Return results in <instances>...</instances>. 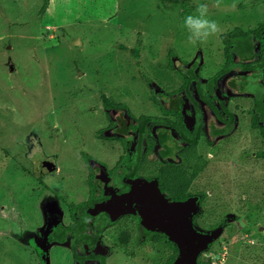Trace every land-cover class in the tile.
I'll list each match as a JSON object with an SVG mask.
<instances>
[{
    "label": "rangeland",
    "instance_id": "1",
    "mask_svg": "<svg viewBox=\"0 0 264 264\" xmlns=\"http://www.w3.org/2000/svg\"><path fill=\"white\" fill-rule=\"evenodd\" d=\"M197 2L209 5L221 32L190 43L183 21ZM215 4L0 0V264H34L47 216L60 213L70 223L68 206L88 199L90 171L97 182V165L109 174L129 156L128 143L108 140L120 135L113 130L118 112L105 107V98L127 105L136 117H162L152 98L170 109L166 98L183 92V69L196 65L204 88L224 61L220 35L264 22V0ZM190 92L203 109L195 84ZM226 105L235 115L234 129L225 137L205 134L198 147L209 164L191 190L207 192V198L193 222L204 233L217 222L222 232L198 253L196 264L217 253L224 255L222 264H264V209L251 220L245 216V205L264 197V158L256 155L264 153V140L253 127L252 96H228ZM149 134L154 140V126ZM48 159L56 165L52 173L40 167ZM113 205L88 213L93 217ZM123 215L138 235L137 214ZM152 246H132L129 264H163L171 250Z\"/></svg>",
    "mask_w": 264,
    "mask_h": 264
},
{
    "label": "trees",
    "instance_id": "2",
    "mask_svg": "<svg viewBox=\"0 0 264 264\" xmlns=\"http://www.w3.org/2000/svg\"><path fill=\"white\" fill-rule=\"evenodd\" d=\"M264 22L259 24L255 29L245 30L243 28H235L227 33L221 34L219 39L223 48V65L218 70V72L209 79V89L214 94V86L218 85V82L221 78H225L224 88L227 93L231 96L238 95H250L254 100V116L252 119L253 127L258 128L261 131L262 138L264 140V84L260 82V79H264ZM138 58V52H133ZM196 66H192L188 71L182 70V73L186 75L185 84L183 90L186 93V98L179 97L178 99L171 102V106L175 109L185 112L186 107L190 106L191 103H194V107L199 110V100L192 96L190 93V87L195 84V87L201 91L200 82L198 81L197 76H195ZM202 93V92H201ZM199 96V95H198ZM216 96V94H215ZM200 100L205 104L207 108L206 112L210 109L209 100L205 98L202 94L200 95ZM185 99V100H184ZM155 103H159L154 99ZM157 101V102H156ZM104 105L107 109L116 110L119 117V126L116 128L117 134H122L127 138L129 143H135L136 150L135 152L141 151L144 145L150 143L151 139L148 137L149 126L150 125H159L165 124L171 125L181 139L184 141L187 146L178 145L175 141V138L172 136V133L168 130L164 132L157 133L155 129L154 134L157 137V141L151 142L148 146L149 157H151L149 164L154 168L153 172L156 173L159 180V187L163 192H167L174 200H185L188 198V193L198 176L204 171L208 166L207 160L198 155L197 148L201 141L203 135V118H199V124L196 127L194 133L188 134L181 126L182 121L179 118L180 112H173V110H167L161 105L163 113L165 116L175 115L177 116V122H172L169 119H160L150 116H141L136 118L131 112L130 108L122 103H117L113 100L105 98ZM201 111V110H200ZM211 112V111H210ZM178 113V114H177ZM189 113V112H188ZM223 113V120L221 119L220 126H211V123L216 121L213 114L210 117L208 122V127L212 128L213 135L215 136H226L230 133L236 123V118L231 110ZM225 113V114H224ZM108 140H114L108 138ZM121 142L124 140H120ZM127 141V142H128ZM158 142V145L157 143ZM152 148L157 149V154L155 155L152 151ZM182 155V158L185 160L184 164L176 165L170 163V157L175 158L177 153ZM175 155V156H174ZM264 158V153L256 154ZM129 159L122 161L116 167L115 172H113L112 178H109L102 167L97 165L96 167V176L95 180L104 183V191L114 192V195L118 193V189L125 187L128 190H131L139 181V174L141 173V164L132 162L131 165H128ZM91 169V168H90ZM92 171V170H91ZM93 171L91 173V178L89 184L91 186V193H94L93 185ZM148 173V172H147ZM121 175L123 178L120 179ZM123 182L126 185H123ZM107 183L109 184L107 186ZM110 195V194H109ZM199 195V196H198ZM198 195H195L196 200L199 202L200 206H204L205 200L207 198V192H200ZM111 196V195H110ZM112 197H114L112 195ZM15 205V202L12 203ZM87 205V204H85ZM84 204L77 206H72L73 211L81 212ZM16 207V205H15ZM246 208V219L251 220L255 215L260 213L264 209V197L258 204L253 202L247 203ZM17 209V208H16ZM20 209H17L19 211ZM223 221L225 218L222 219ZM220 224L215 222L211 225L210 231L217 230ZM197 228V227H196ZM198 230V229H197ZM247 230V229H246ZM147 235H154V238H161L162 248L170 249L171 253L168 255L167 259L163 264H173L178 256V250L176 245L166 237L165 234L155 235L150 232H146ZM250 231V230H248ZM157 237V238H156ZM169 243L167 244L166 241ZM158 249L157 251H160ZM214 255L219 257L220 253L213 254L207 259L200 260L198 264H212Z\"/></svg>",
    "mask_w": 264,
    "mask_h": 264
},
{
    "label": "flooded vegetation",
    "instance_id": "3",
    "mask_svg": "<svg viewBox=\"0 0 264 264\" xmlns=\"http://www.w3.org/2000/svg\"><path fill=\"white\" fill-rule=\"evenodd\" d=\"M183 70H185V69H183ZM195 71H196V69H195ZM195 76H197L196 72H195ZM225 78L226 77L221 78L218 82V85L214 86V88H213L215 91L214 94L209 89V86H210L209 85V79L206 80V85L204 88L202 86V82L198 79V81L200 82V89H201V91H199L197 89L198 94H199V96L200 95L202 96V94H203V96L209 100V107L208 108L210 109L211 112L209 110L206 112L207 108L204 106L205 103L203 101H202L203 109H201L200 106H199V110L196 109L194 107V103L192 102L190 106L186 107V111L183 112V111H180L178 109H175L173 106H171V108L168 109L160 102H159L160 104L155 103V101H153L154 98H152L154 105L157 106V108H160V114H162V117H158V116H150V117H156V118H160V119L165 118L167 120L169 119L172 122H177V116H175V115L165 116L164 115L163 109L161 108V105H163L164 108H166L167 110H173V112L174 111L180 112L179 118L182 121L181 126L188 134L194 133L196 127L199 124V122H198L199 118L202 117L203 118V127H202L203 135H202L201 139L203 138V136L205 134H207V135L209 134V136L214 137V138L225 137V136H221V135L220 136L213 135L214 134L213 130H212L213 127L212 128L208 127V122H209L212 114H213V116H215L214 118L216 119V121L214 120V122L211 123V126L213 125V126H216L218 128L220 126V124H223L220 121L221 119L223 120L222 111H224L225 113L227 111H229V109L227 108V105H226V98L228 96L229 97H232V96L225 91V88H224ZM220 82H221V84H220ZM216 88L220 89V92H221L220 98H217V95L215 96ZM185 95H186V93L183 90V92L178 94V96L175 99H173L172 101L178 99L179 97L186 98ZM199 99H200V97H199ZM166 100L169 103V105H171L172 101H170L169 98H166ZM157 101H159V100H157ZM109 110H112V109H109ZM191 110H193L194 115H196V118L194 121L192 118ZM202 110L204 111L203 115H202ZM182 113H183V115L184 114L187 115L185 118L186 123H184V121H183ZM142 116H146V115H142ZM136 118H139V117H136ZM118 120H119V117H118ZM119 124L120 123L118 121L117 125L115 126V128L113 130H114L115 135H120V137L112 138V139H114L113 141H119L123 145L128 143L131 147V151L129 153V156H127L125 158L122 157L118 161L116 166L110 171L109 174H107V176L109 178H112V176L115 175V174L113 175V172H115L118 164H120L122 161H124V160L128 159V157H130V160H128L129 161L128 165H126L127 168L129 165L132 164V162H134L136 164L137 163L141 164V173L138 176L141 181H139V183L145 182V181L146 182H152L154 180H157L158 185H160L156 173L153 172L154 168L152 167V165L149 164L151 157H149L147 145H150L151 142L149 144V141H148V144L144 145V147L141 151L135 152V150H136L135 143L134 142L129 143V141L127 140V138L125 136H123L122 134L116 133V128L119 126ZM152 126H154V130L157 129L156 130L157 133L164 132V130H168L169 132L172 133V136L175 138V141L178 143V145L187 146V144L184 143V141L181 139V137L179 136L177 131L173 127H171V125H168L167 123L159 124V125H150L149 131H150V127H152ZM154 138H155L154 141L158 140L157 137H155V134H154ZM120 140H124V141L121 142ZM151 140H153V138H151ZM156 143L158 145V142H156ZM198 147H199V145H198ZM152 151L155 155L157 154L156 148H152ZM197 152H198V148H197ZM180 154H181V152L177 153L176 156L174 155L175 156L174 159H172L173 157H170L169 162L176 164V165L184 164L185 160L182 158V155L180 156ZM198 155L200 156L199 152H198ZM209 156L212 157V155H209ZM48 160H50V159H48ZM86 161H88V160H86ZM44 162L40 163V167L46 171V169L43 166ZM53 162H54V160H53ZM91 173H92V171H90V175H91ZM149 175H152L153 177L148 178ZM90 178H91V176H90ZM122 178H123V175H121L120 179H122ZM89 181H90V179H89ZM139 183H137V184H139ZM93 185H94V193L93 194L91 193V186L89 184V195H88V199L86 201L79 203L78 205L71 204L68 206L70 223H68L66 225L63 221V217L61 216V222H59L58 225L56 226V229L51 232V235H50L49 240H48V244L44 243L43 245H40L42 243V238H43L41 235V239L39 240V242L37 244L36 250H34V252H33L35 254V256L37 257L36 260L34 259V262H33L34 264H36V263H39V264H129L130 263V261H129L130 257L132 256L131 255L132 246L137 248V246H144L148 243H152L153 248H156V246H158V248H162V246H161L163 243L162 239L157 238V237H156L157 239H155L154 235L151 236V235L145 234L139 218H138V222L140 225V230H138V235L135 236L132 233V230L130 229V224L128 223V220L126 219L125 215L119 214L120 216L118 215L116 218L113 216L112 212H114V205L110 211L100 210L101 212H98L96 214V216L91 217V215L88 213L89 209L97 210L103 204H108V203L114 204V199L117 196L130 191L123 186V187L119 188L118 193L116 195H114V192L111 194L110 192L108 193V192L103 190L105 187L104 183L101 184L100 182L97 181V182H93ZM108 185L109 184L107 183V186ZM123 185H126V183L123 182ZM160 190H161V188H160ZM161 192L166 196V198L170 202L171 201H176V202L184 201V200H174L167 192L165 193L162 190H161ZM112 195L114 197H112ZM187 197L188 198H186L185 200H187L191 197H195V195L192 194L191 189H190V193H188ZM82 204H84V205L87 204V205H85L84 207L81 208V209H83L81 212H78L76 210L75 211L72 210V206L78 207L79 205H82ZM198 204H199V202H198ZM53 215H55L57 217V215H61V214L60 213L49 214L47 216V222L49 220V217L53 216ZM114 220L115 221L117 220V221L113 223ZM109 226L112 227V229L110 230L112 232V234L109 235L111 238L108 239L107 229L109 228ZM151 233L155 234L156 236L161 234L159 232H151ZM161 235H163V234H161ZM166 243L169 244L167 241H166ZM44 248H46V249L42 250ZM176 248L178 250V247H176ZM178 252H179V250H178Z\"/></svg>",
    "mask_w": 264,
    "mask_h": 264
},
{
    "label": "water",
    "instance_id": "4",
    "mask_svg": "<svg viewBox=\"0 0 264 264\" xmlns=\"http://www.w3.org/2000/svg\"><path fill=\"white\" fill-rule=\"evenodd\" d=\"M220 94V89L216 88L217 98H220ZM128 159L130 160V157ZM43 166L47 173L56 169L53 159L44 162ZM199 209L195 197L181 202L168 201L161 192L157 180L141 182L114 199L116 214H137L146 232H162L177 245L178 257L173 264H196L198 253L213 244L221 235V229L210 233L197 230L193 218ZM59 222L61 215L49 217L42 232L40 245L48 244L51 232L56 229ZM262 229L261 227L260 230Z\"/></svg>",
    "mask_w": 264,
    "mask_h": 264
},
{
    "label": "clouds",
    "instance_id": "5",
    "mask_svg": "<svg viewBox=\"0 0 264 264\" xmlns=\"http://www.w3.org/2000/svg\"><path fill=\"white\" fill-rule=\"evenodd\" d=\"M215 6L220 7V0H216ZM183 27L187 29L190 43H203L221 32L218 22L209 18V5L207 3L197 2L194 13L184 18Z\"/></svg>",
    "mask_w": 264,
    "mask_h": 264
},
{
    "label": "built area",
    "instance_id": "6",
    "mask_svg": "<svg viewBox=\"0 0 264 264\" xmlns=\"http://www.w3.org/2000/svg\"><path fill=\"white\" fill-rule=\"evenodd\" d=\"M224 260V255L220 254L219 257H214L212 264H222Z\"/></svg>",
    "mask_w": 264,
    "mask_h": 264
}]
</instances>
